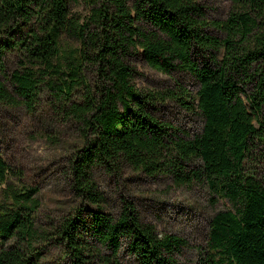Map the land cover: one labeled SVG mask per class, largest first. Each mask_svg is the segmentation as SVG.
I'll return each instance as SVG.
<instances>
[{"label": "trees", "instance_id": "1", "mask_svg": "<svg viewBox=\"0 0 264 264\" xmlns=\"http://www.w3.org/2000/svg\"><path fill=\"white\" fill-rule=\"evenodd\" d=\"M229 1L225 18L211 20L201 0H0V106L32 112L50 97L54 117L80 136L73 191L99 209L40 228L36 189L13 187L0 157V264H42L49 241L64 249L62 264H120L123 253L177 264L184 239L159 234L131 203L115 215L99 207L96 168L125 166L233 204L210 218L196 264H264V0ZM82 4L83 19L74 11ZM135 59L190 74L194 97L180 85L136 88ZM167 100L199 115L200 130L159 120L154 108Z\"/></svg>", "mask_w": 264, "mask_h": 264}, {"label": "rangeland", "instance_id": "2", "mask_svg": "<svg viewBox=\"0 0 264 264\" xmlns=\"http://www.w3.org/2000/svg\"><path fill=\"white\" fill-rule=\"evenodd\" d=\"M201 3L211 20L224 19L231 7L229 0H201ZM74 11L82 19L87 16L83 4L74 7ZM132 65V82L138 89L162 92L180 85L191 97L197 91V84L188 73H162L140 59H135ZM12 66L10 56L8 67ZM50 100L43 94L32 112L22 107L0 106V157L13 170L9 183L19 191L36 189L34 196L40 203L36 218L43 229H49L51 223L64 216L76 217L78 210H82L84 220L99 211L97 205L82 200L73 191L69 160L81 148L79 132L54 117ZM188 102L192 103V99ZM154 113L159 120L190 133L198 132L202 124L199 115L187 111L175 100L156 104ZM95 174L104 197L99 206L103 212L115 215L126 203H131L140 219L153 225L159 234L173 233L186 241L177 264H196L200 252L206 249L212 215L233 209L229 200L211 195L206 187H178L162 175L150 177L131 167L125 166L116 173L98 167ZM5 187H0V200ZM124 245L123 241V248ZM65 255L64 249L49 241L43 244L41 263L62 264ZM119 262L136 264L127 253L121 255Z\"/></svg>", "mask_w": 264, "mask_h": 264}]
</instances>
